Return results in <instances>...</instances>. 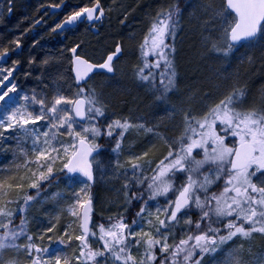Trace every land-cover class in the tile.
Returning a JSON list of instances; mask_svg holds the SVG:
<instances>
[{
	"label": "snow or ice",
	"instance_id": "1",
	"mask_svg": "<svg viewBox=\"0 0 264 264\" xmlns=\"http://www.w3.org/2000/svg\"><path fill=\"white\" fill-rule=\"evenodd\" d=\"M14 7L0 4V22ZM62 7L41 4L29 29ZM111 11L88 0L50 31L95 28ZM185 24L202 70L186 90L176 46ZM29 29L0 43V155L11 157L0 164V264H264V87L230 71L264 63V0L158 4L131 66L145 100L119 114L94 81L115 78L123 44L95 62L73 43L70 75L41 72L25 89L33 65L61 59L30 54L21 73L10 53ZM106 179L114 198L97 212L92 189Z\"/></svg>",
	"mask_w": 264,
	"mask_h": 264
},
{
	"label": "trees",
	"instance_id": "2",
	"mask_svg": "<svg viewBox=\"0 0 264 264\" xmlns=\"http://www.w3.org/2000/svg\"><path fill=\"white\" fill-rule=\"evenodd\" d=\"M49 2L50 0H15L12 14L10 16L5 14L3 21L0 22V43L11 40L25 29H29L32 19L42 15L40 5H47ZM55 2H59V0H55ZM64 2L65 8L62 14H66L75 6L88 3V0H64ZM163 2L164 0H102L103 5L107 7L110 4L115 7L117 12L107 13L104 21L96 25L95 28L79 26L73 31H77V33L72 36L67 34L64 37L51 32L50 29L48 31H26L22 36L21 53H10L11 59L19 58L21 60L19 70L21 73L29 70L26 62L30 54L35 56L37 61L46 54L60 56L61 59L57 64L49 65L46 70L38 64L33 65L31 69L33 76L27 79L21 78L18 83L25 89H30L38 86V81L34 77L40 75L41 72H45L47 75L48 72L55 74L59 71L65 76L70 75L67 47L73 43H81V47L84 49L83 55L95 62L101 61L116 43H121L124 45V59L117 64L120 71L117 72L114 79L110 78V75L97 76L94 84L99 85L110 94L113 104L116 105L113 110L117 114L128 107L142 105L146 94L134 82L131 66L136 63L137 47L149 26L151 15L155 13L157 5ZM190 2L198 5L202 0H190ZM2 3L4 0H0V4ZM124 16H127V19L121 23ZM185 27L187 31L177 37L176 46L178 72L183 81L181 87L186 90L187 87L195 86V82L201 77L202 70L198 67L195 59V49L198 44L194 26L185 24ZM130 36L132 39H129ZM41 37L43 38L41 39ZM36 39H40V44L33 48V41ZM256 52L258 54V50ZM217 70L223 71V67L217 65ZM235 70L241 72L247 86L254 92H258L264 87V63L259 60L252 66H239L238 69L234 66L230 69V71ZM10 159V156L0 155V164ZM109 188L110 184L106 179L92 189L94 198L100 202L96 207L97 212L101 210V207L107 209V204L104 202L114 198V193L109 191ZM257 244H259L258 241ZM56 247L57 245H53V248Z\"/></svg>",
	"mask_w": 264,
	"mask_h": 264
},
{
	"label": "flooded vegetation",
	"instance_id": "3",
	"mask_svg": "<svg viewBox=\"0 0 264 264\" xmlns=\"http://www.w3.org/2000/svg\"><path fill=\"white\" fill-rule=\"evenodd\" d=\"M64 8H65V5H64ZM64 8L62 9V11L57 12L56 14H53L51 9H48L49 15L44 17V20L46 21V24L36 25V26H34V27L29 29L30 32H35V31H38V30L48 31L56 23L57 20L62 19V13H63ZM44 11H45V9H42L41 13L43 14ZM79 26L87 27L86 24H80ZM79 26H77L76 28H73L71 31H68V32H66L64 34H61L62 37H64L67 34L72 36L73 34L77 33V31L76 32H73V31L76 30ZM22 48H23V46H22ZM21 51H20V53H21ZM14 53H16V52H14ZM16 54H19V53H16Z\"/></svg>",
	"mask_w": 264,
	"mask_h": 264
},
{
	"label": "rangeland",
	"instance_id": "4",
	"mask_svg": "<svg viewBox=\"0 0 264 264\" xmlns=\"http://www.w3.org/2000/svg\"><path fill=\"white\" fill-rule=\"evenodd\" d=\"M107 8H111V9H112L111 12L116 11L115 7H112L110 4L107 5ZM113 8H114V9H113ZM116 12H117V11H116ZM106 22H107V21H106ZM3 113H4V111L1 113V117H2Z\"/></svg>",
	"mask_w": 264,
	"mask_h": 264
},
{
	"label": "water",
	"instance_id": "5",
	"mask_svg": "<svg viewBox=\"0 0 264 264\" xmlns=\"http://www.w3.org/2000/svg\"><path fill=\"white\" fill-rule=\"evenodd\" d=\"M61 9H62V8H61ZM61 9H60V10H61ZM51 11H52V10H51ZM74 28H75V27H74ZM19 53H20V52H19ZM14 75H15V74H14ZM2 110H3V108H0V112H1Z\"/></svg>",
	"mask_w": 264,
	"mask_h": 264
},
{
	"label": "bare ground",
	"instance_id": "6",
	"mask_svg": "<svg viewBox=\"0 0 264 264\" xmlns=\"http://www.w3.org/2000/svg\"><path fill=\"white\" fill-rule=\"evenodd\" d=\"M64 5H65V3H64ZM64 7H62V9H63ZM62 9L61 10H59L58 12H60V11H62ZM76 28V27H75Z\"/></svg>",
	"mask_w": 264,
	"mask_h": 264
}]
</instances>
